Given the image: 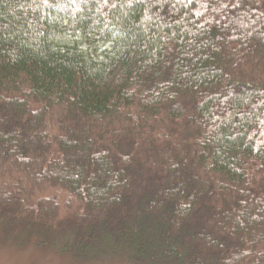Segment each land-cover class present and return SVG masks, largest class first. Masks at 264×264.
<instances>
[{
	"label": "trees",
	"instance_id": "trees-1",
	"mask_svg": "<svg viewBox=\"0 0 264 264\" xmlns=\"http://www.w3.org/2000/svg\"><path fill=\"white\" fill-rule=\"evenodd\" d=\"M6 241L264 264V0H0Z\"/></svg>",
	"mask_w": 264,
	"mask_h": 264
},
{
	"label": "rangeland",
	"instance_id": "rangeland-1",
	"mask_svg": "<svg viewBox=\"0 0 264 264\" xmlns=\"http://www.w3.org/2000/svg\"><path fill=\"white\" fill-rule=\"evenodd\" d=\"M34 242V241H33ZM0 264H123L109 261H94L90 263L76 262L56 249L43 245L25 246L15 245L13 241H6L0 246Z\"/></svg>",
	"mask_w": 264,
	"mask_h": 264
}]
</instances>
